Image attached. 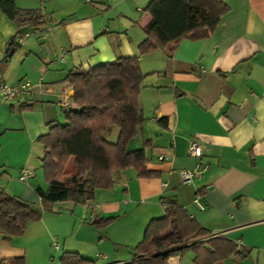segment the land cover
Here are the masks:
<instances>
[{"label": "crops", "instance_id": "crops-1", "mask_svg": "<svg viewBox=\"0 0 264 264\" xmlns=\"http://www.w3.org/2000/svg\"><path fill=\"white\" fill-rule=\"evenodd\" d=\"M151 1L16 0L21 9L40 10L48 23L39 34L29 30L7 63L19 29L0 9L3 81L33 90L18 102L0 101V188L41 208L37 189L49 184L40 138L75 108L69 73L136 55L147 77L140 92L143 122L128 150L145 149L147 170L156 173L140 177L129 168L91 205L57 203L23 236L0 233V264H61L65 252L93 264L130 262L149 223L164 216L168 198L244 253L215 264H264V0H221L228 10L207 37L141 54L150 21L142 12ZM113 13L124 18L120 30L107 26ZM119 135L115 129L107 139L115 143ZM193 139L204 147L202 158L189 154ZM25 169L34 173L28 182L21 181ZM184 170L202 173L185 183ZM90 217L115 220L99 228ZM183 260L176 256L169 264Z\"/></svg>", "mask_w": 264, "mask_h": 264}, {"label": "trees", "instance_id": "trees-1", "mask_svg": "<svg viewBox=\"0 0 264 264\" xmlns=\"http://www.w3.org/2000/svg\"><path fill=\"white\" fill-rule=\"evenodd\" d=\"M0 9L18 27V36L24 34L25 28L37 30L48 23L40 10L21 9L16 0H0ZM227 10L221 0H152L144 10L150 21L143 27L146 39L140 53L175 50L184 39H203L218 26ZM15 39L4 63L19 46ZM3 71L0 64V84L4 83ZM146 77L137 55L69 73L75 108L65 111V123L56 124L40 138L46 153L43 170L49 184L48 189H37L42 207L0 188V233L23 236L31 223L40 221L43 213L57 203L91 205L99 190L111 189L115 177L129 168H134L140 177L156 175L147 170L145 149L128 150L143 122L140 92ZM115 129L120 130V135L111 143L107 138ZM163 206L164 216L149 223L143 240L135 247L136 258L121 264H169L173 257L188 250L194 252V264H215L244 255L234 241L207 230L176 198L164 199ZM114 220L96 218L93 223L105 228ZM1 264L26 263L12 259ZM61 264L93 263L79 253L65 252Z\"/></svg>", "mask_w": 264, "mask_h": 264}, {"label": "built area", "instance_id": "built-area-1", "mask_svg": "<svg viewBox=\"0 0 264 264\" xmlns=\"http://www.w3.org/2000/svg\"><path fill=\"white\" fill-rule=\"evenodd\" d=\"M36 34L40 33V30H35ZM30 36V32H26L21 36L16 37L15 42L17 45H22L27 37ZM33 95L32 87L29 83L22 84L20 86H10L6 83L0 84V101L5 103H14L24 99L26 96ZM189 154L194 158H202L204 155V147L203 145L196 139H193L190 142L189 146ZM167 158V154L162 153L159 157L160 161H164ZM201 171H188L184 170L180 172L182 177V181L185 183H190L193 181L196 175H200ZM33 171L25 169L22 171L21 181L28 182V180L33 176ZM196 204L203 209L199 201H196ZM95 219L90 217L88 222L93 223Z\"/></svg>", "mask_w": 264, "mask_h": 264}, {"label": "rangeland", "instance_id": "rangeland-1", "mask_svg": "<svg viewBox=\"0 0 264 264\" xmlns=\"http://www.w3.org/2000/svg\"><path fill=\"white\" fill-rule=\"evenodd\" d=\"M139 13V12H138ZM145 14V11L142 12V14ZM106 22H107V26L111 29V30H120L119 28H121L122 24H123V17H121L119 14L117 13H113L110 15H107L105 17ZM114 28H118V29H114ZM56 205H53L51 207V211L52 212L54 210V208H56ZM49 210V209H48ZM180 258H183V264H194L193 260H194V252L193 251H186L185 253L178 255ZM176 257V256H175ZM59 263V262H58Z\"/></svg>", "mask_w": 264, "mask_h": 264}, {"label": "water", "instance_id": "water-1", "mask_svg": "<svg viewBox=\"0 0 264 264\" xmlns=\"http://www.w3.org/2000/svg\"><path fill=\"white\" fill-rule=\"evenodd\" d=\"M29 30H30V28H25V29L23 30V32L26 33V32H28ZM14 51H15V50L13 49V50L11 51L10 54L13 55Z\"/></svg>", "mask_w": 264, "mask_h": 264}]
</instances>
